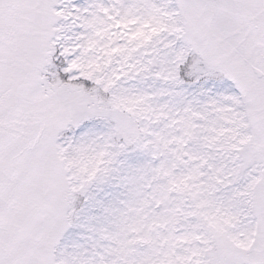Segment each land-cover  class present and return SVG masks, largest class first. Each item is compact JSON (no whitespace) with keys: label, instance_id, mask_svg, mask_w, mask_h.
Instances as JSON below:
<instances>
[{"label":"snow or ice","instance_id":"6c2138e0","mask_svg":"<svg viewBox=\"0 0 264 264\" xmlns=\"http://www.w3.org/2000/svg\"><path fill=\"white\" fill-rule=\"evenodd\" d=\"M0 264H264V0H0Z\"/></svg>","mask_w":264,"mask_h":264}]
</instances>
